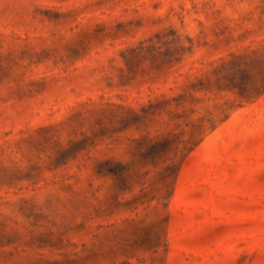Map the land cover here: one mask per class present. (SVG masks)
<instances>
[{
  "label": "rangeland",
  "instance_id": "374dc122",
  "mask_svg": "<svg viewBox=\"0 0 264 264\" xmlns=\"http://www.w3.org/2000/svg\"><path fill=\"white\" fill-rule=\"evenodd\" d=\"M0 264H264V0H0Z\"/></svg>",
  "mask_w": 264,
  "mask_h": 264
}]
</instances>
